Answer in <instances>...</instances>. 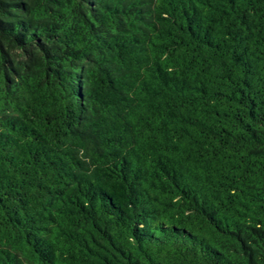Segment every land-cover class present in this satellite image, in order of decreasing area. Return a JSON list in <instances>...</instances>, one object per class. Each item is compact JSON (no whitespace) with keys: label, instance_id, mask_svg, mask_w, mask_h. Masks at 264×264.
Instances as JSON below:
<instances>
[{"label":"trees","instance_id":"obj_1","mask_svg":"<svg viewBox=\"0 0 264 264\" xmlns=\"http://www.w3.org/2000/svg\"><path fill=\"white\" fill-rule=\"evenodd\" d=\"M0 264H264V0H0Z\"/></svg>","mask_w":264,"mask_h":264}]
</instances>
